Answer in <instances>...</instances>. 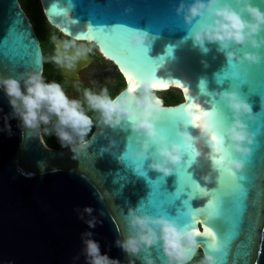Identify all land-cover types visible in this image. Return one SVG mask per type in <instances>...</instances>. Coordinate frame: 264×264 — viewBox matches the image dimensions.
<instances>
[{
  "label": "water",
  "instance_id": "water-1",
  "mask_svg": "<svg viewBox=\"0 0 264 264\" xmlns=\"http://www.w3.org/2000/svg\"><path fill=\"white\" fill-rule=\"evenodd\" d=\"M40 2L45 17L53 27L66 37H81L79 41L88 42L94 51H99L117 66L125 79V86L117 94L129 85L128 74L138 80L152 82L153 76L170 82L178 81L189 89L190 95L186 98L183 88L174 84L159 88L179 89L183 95V100L176 104H166L161 99L164 111L156 126L170 140L183 144L176 136L180 121L173 120L174 112L170 110L185 108L189 103L201 104L208 110L216 103L230 120V111L213 91L231 87L238 88L252 105L254 119L246 122L249 129L256 132V137L250 146V156L233 153L235 158L245 160V167L237 172V178H246L239 181L244 192L226 196L223 216L205 222L207 198L197 196L191 199L197 194L195 186L189 194L190 189L185 187V191L178 198L176 196L180 187L179 175L182 176L185 169L201 188L211 190L219 182V190L227 193L228 181L221 179L219 171L212 174L211 182L202 179L211 172V159L215 157V153L202 144L192 147L201 153L197 163L187 166L188 145H185L181 163L171 175L164 176L148 169L147 161L136 159L132 151L136 147L135 134L131 129L123 131L106 127L101 133L95 126L89 137L94 136V140L88 150L74 156L69 147L52 148L45 143L41 131L29 135L26 129L17 126L16 119H12L13 134L9 136L0 131V264H86L81 251V234L85 231L94 233L93 239L99 242L102 254L120 260L121 264H128L126 254L115 245V241L126 231L124 216L128 208L141 203L142 211L165 213L186 229L203 233L205 227H211L217 233V239L220 233L227 234L230 229L236 233L226 255L223 250L208 248L206 241L210 237L197 236L199 248L194 250L193 259L201 249L203 254L208 251L214 255L215 264H264V62L229 65L226 57L216 51L215 44L208 45L211 50L207 54L193 47L191 40H184L190 26L185 24L182 15L176 13L180 0H70L73 7L68 14L61 9L69 4V0ZM254 3L264 10V0H254ZM116 25L126 27L120 29L126 50L139 53L142 58H146L147 52L151 61L138 66L124 62L112 50L106 49L109 53L105 51L103 41L97 38L95 30L108 31ZM128 28L147 32L150 36L148 44L129 48L126 43ZM17 34L25 40L24 48L19 38L11 45L12 38ZM0 48L8 52V55L0 54V75H15L26 69L43 72L44 60L35 62L37 56H44L43 47L20 0H0ZM233 49L241 55L244 50L254 51L240 46H233ZM260 51L264 54V48ZM16 56L22 59L14 62ZM91 59L89 54L75 69H62L75 77ZM202 61H206L207 66ZM244 69H247L246 73ZM234 71L240 73L239 77L231 75ZM201 81L205 85L204 93L201 92ZM10 111L8 98L0 89V129L4 127L3 116ZM186 115L191 119V114ZM189 131L193 135L199 134V129L191 124ZM110 140H115L116 146L102 152L101 149L107 147ZM128 142L131 144L129 149ZM142 164L145 175L136 170ZM150 181L159 182V191L151 200L153 184ZM188 196L191 200L189 206H185ZM86 205L93 207V215L102 221L94 229H89L78 218L77 209L82 210ZM101 210L103 216L99 215ZM192 214L201 222L194 223ZM150 254L157 264H164L166 257L160 245L154 246ZM77 256L79 259H75ZM135 264H141V261L135 259Z\"/></svg>",
  "mask_w": 264,
  "mask_h": 264
},
{
  "label": "clouds",
  "instance_id": "clouds-1",
  "mask_svg": "<svg viewBox=\"0 0 264 264\" xmlns=\"http://www.w3.org/2000/svg\"><path fill=\"white\" fill-rule=\"evenodd\" d=\"M72 7L69 0V4L61 10L68 14ZM176 13L182 15L185 24L190 26L184 40H191L193 47L199 48L204 54L211 50L208 45L215 44L216 51L226 57L229 65L264 62V54L260 51L264 48V10L254 0H191L189 3L180 0ZM128 29L126 43L129 48L136 49L148 44L150 36L147 32ZM51 39L55 45L53 53L46 58L43 55L37 56L35 62L46 59L60 68L73 70L93 51L88 42H79L77 36L58 39L53 35ZM233 46L254 51L244 50L241 55ZM202 62L207 66L206 61ZM243 71L246 73L247 69ZM231 75L239 77L240 73L234 71ZM76 88L80 96L71 98L60 83L45 80L42 71L26 69L15 75H0V89L11 107V111L3 116L4 127L0 131L11 136L10 120L16 119L17 126L26 129L29 135L38 134L41 129L45 133H54L61 145L69 147L75 156L88 150L92 144L94 136L91 139L88 137L94 126H98L101 133L106 127L123 131L131 129L135 134L136 147L132 151L136 159L147 161L148 169L164 176L171 175L181 163L185 156V145L193 147L200 143L215 153L217 144L211 139L210 133L221 138L223 167L233 173L245 167V160L235 158L233 153L242 157L252 153L250 146L255 142L256 132L249 129L246 121L254 119L253 108L236 87L213 91L230 111V120L223 111L210 115L205 118L207 126L200 128L198 135H193L189 125L183 119L180 120L176 136L183 144L170 140L157 129V121L164 106L151 80H138L136 86L129 84L114 97L107 87L93 90L89 87L81 88L77 84ZM116 143L110 140L109 145L101 151L108 152ZM129 148L131 144L128 142ZM193 150L196 155L191 165L197 163V157L201 155L199 151ZM211 161V172L202 176L205 182H211L212 174L220 168L218 161ZM142 207L143 203L128 208L124 216L126 231L115 241V245L126 254L128 264H135V259H139L141 264H157L150 254L156 245H160L166 257L164 264H190L194 250L199 248L196 232L182 227L174 217L170 218L165 213H147L141 210ZM94 211L93 207L87 205L82 210L77 209L78 218L89 229L102 224L93 215ZM99 215L103 216L104 212L101 210ZM93 235L92 231L81 234V251L86 264H121L120 260L101 253L100 244L93 239ZM197 264H215V257L205 251Z\"/></svg>",
  "mask_w": 264,
  "mask_h": 264
},
{
  "label": "snow or ice",
  "instance_id": "snow-or-ice-1",
  "mask_svg": "<svg viewBox=\"0 0 264 264\" xmlns=\"http://www.w3.org/2000/svg\"><path fill=\"white\" fill-rule=\"evenodd\" d=\"M123 28H126V27L123 25H116L108 31H105L104 29H98V30H95V32L98 33L97 38L103 41L106 52L109 53V51L106 50V49H109V50H112L118 53L123 58L124 62L126 61L132 62L138 66L146 65L148 61H151V59L147 55V52H146V58H142L139 53H132L126 50V45L124 43V37L122 33L120 32V29H123ZM17 38H19L20 43L23 45V48H24L26 46L25 40L22 37H19L18 34L17 36H14L12 38L11 45L16 41ZM78 38H81V37H78ZM170 52H171V49H169V53ZM0 54L8 55V52L5 51L3 48H0ZM19 59H22V57L16 56L14 58V62L15 60H19ZM127 80L129 84L133 86H136V84L138 83V79L131 74L127 75ZM218 82H221V81L218 79ZM170 84H174L176 87H182L185 92L186 98L189 97L190 95L189 89L187 87H184V85L181 84L180 82L178 81L170 82V81L163 80V79H157V76H153L154 89L167 87ZM200 88H201V92L204 93L205 85L203 81H201ZM179 110H182V112ZM170 111L174 112V115H173L174 121H177V120L180 121L183 119L185 123H187L188 125L191 124L193 127L200 129V128L207 126V121L205 119L206 117L210 115H215L216 113L222 112L223 110L216 103H213L211 110L206 109L204 106L198 103H189L187 107L185 108H178V109H174ZM186 113L191 114V119L187 118ZM210 137L217 144V150L215 152L214 160L220 163V168L218 171L220 172L221 179H226L228 181L227 193L219 190V182H218V186L214 189L209 190L206 187L201 188V185L192 179L191 174L188 173L186 169L184 170V174L182 176L179 175L180 187L176 193V196L178 198L180 193L184 192L185 187H187L188 189H190V191L188 192L189 194L193 190V186H195L197 190V194L193 195L191 199L196 198L197 196H199L200 198H207V216H206L205 222L209 220H216L223 216L225 197L231 196L234 192H244L243 185L240 184L239 181H243L246 179L244 177L237 178V173H233L232 171L223 167L224 152H223L222 140L215 133H210ZM187 151H188V157H189L187 166L190 167L196 153L194 152L192 146H188ZM136 170L141 175H145L142 166L138 165L136 167ZM187 181H191V183H188ZM150 183L153 184V193L151 194V197L149 200H151L154 197L155 193L159 191V182L150 181ZM201 193L203 195H201ZM191 199H189V196H188V200L184 201L185 206H189V201ZM192 220L194 223L201 222L197 219V217L194 214H192ZM195 232L197 236L204 235V236L210 237L211 239L206 241L208 248L212 249L213 251L223 250L224 255H226L227 253V249L230 245L231 240L234 239L236 236V233L232 229H230L227 234L220 233L219 239H217V233L214 232L211 227H205L203 233H200L197 231ZM221 242L223 243L222 249H221Z\"/></svg>",
  "mask_w": 264,
  "mask_h": 264
},
{
  "label": "trees",
  "instance_id": "trees-1",
  "mask_svg": "<svg viewBox=\"0 0 264 264\" xmlns=\"http://www.w3.org/2000/svg\"><path fill=\"white\" fill-rule=\"evenodd\" d=\"M21 1V4H22V7L25 9V11L27 12V9L32 6L31 5V2L34 1L35 5L37 6V9H39L40 11V15L44 21V23H46L47 25L51 27H53L49 21L47 20V18L45 17V14L42 10V6H41V2L40 0H20ZM28 14V13H27ZM30 17V16H29ZM31 18V17H30ZM32 20V19H31ZM32 23L34 25V28H35V31L37 33V35L39 36V39L41 41V45L43 47V51H44V57H48L50 54H52V48H51V44H50V36H49V33H50V29L44 27V29H46L47 31H42L40 29V26L37 24V22H33L32 20ZM54 29H57L54 27ZM47 32V36L46 33ZM49 32V33H48ZM45 33V35L43 34ZM49 39V41L47 40V43L45 42L46 39ZM118 69V68H117ZM53 63L51 62H48L46 59L44 60V70H43V76L45 78V80L47 81H56L58 83H62V79L58 76H53ZM117 78L118 81H117V84L115 86V89L112 91V92H109L110 95H112L113 97L125 86V79L122 75V73L120 72V70L118 69L117 71ZM122 78V80L120 79ZM64 88V90L67 91L68 87L61 84ZM173 89V88H172ZM178 91V92H177ZM177 91H167V94L164 96V102L166 104H176L178 102H181L183 100V95H182V92L178 89ZM169 93V94H168ZM80 96V93H76L75 97L74 98H79ZM89 115H93L92 113H89ZM95 126L93 127L92 129V132L94 130ZM91 132V133H92ZM91 133H89V137L91 135ZM41 134H42V137L45 141V143L52 147V148H56V149H64V148H68L66 146H62L59 139L55 136L54 133L50 134V133H45L43 132V130L41 129ZM88 137V138H89ZM203 256V252L201 249H199L197 255L195 256V258L190 262V264H197V262L202 258Z\"/></svg>",
  "mask_w": 264,
  "mask_h": 264
},
{
  "label": "rangeland",
  "instance_id": "rangeland-1",
  "mask_svg": "<svg viewBox=\"0 0 264 264\" xmlns=\"http://www.w3.org/2000/svg\"><path fill=\"white\" fill-rule=\"evenodd\" d=\"M31 5L27 9L28 15L31 17L33 22H37V24L40 26V29L44 32L47 31L44 29V27L48 29L50 28L49 25L44 23L39 9H37V6L35 5L34 1L31 2ZM47 35V32H45ZM45 33H43L45 35ZM49 33V32H48ZM48 36V35H47ZM49 37V36H48ZM47 38L45 42L47 43ZM50 42V41H49ZM78 82L85 83L89 88H92L93 90H98L103 87H107L109 89V92H112L115 89V86L117 84V75L115 68L111 61L108 59H104V57L101 56V54L96 51L95 54L92 56L91 61L88 63V65L80 70L78 73ZM157 90V89H156ZM177 91L178 89H166V90H159L156 91V94L160 99H163V97L167 94V91ZM66 94L73 98L75 97V92L65 91ZM178 92V91H177ZM169 94V93H168Z\"/></svg>",
  "mask_w": 264,
  "mask_h": 264
},
{
  "label": "flooded vegetation",
  "instance_id": "flooded-vegetation-1",
  "mask_svg": "<svg viewBox=\"0 0 264 264\" xmlns=\"http://www.w3.org/2000/svg\"><path fill=\"white\" fill-rule=\"evenodd\" d=\"M52 29H50V33H49V36H50V44H51V48H52V52L54 51V42L52 41L51 37L53 35H55L57 38L59 37H62V38H69V37H66L64 36L58 29H54V27H51ZM39 37V36H38ZM41 42V41H40ZM79 42H82V41H79ZM97 51V50H96ZM96 51H92V53H90L92 56L95 54ZM99 52V51H98ZM100 53V52H99ZM101 54V53H100ZM102 57H104L102 54H101ZM104 59H106L104 57ZM110 61V60H109ZM112 62V61H111ZM114 68H115V71H116V75L118 76L117 74V66L112 62ZM88 65V64H87ZM87 65H85L84 67H82L80 70H82L83 68H85ZM53 76H58L62 79V83L63 85L67 86L68 89L67 91H70V92H75V93H79L77 91V88H76V85L79 84L81 88L83 87H88L85 83H81V82H78L77 79H78V73L80 72V70L77 72V76H70L68 74H66L62 68L56 66L54 63H53ZM119 79V78H118ZM122 80V78H120ZM118 81V80H117ZM66 91V90H65ZM76 95V94H75ZM162 98V96H160ZM74 98V97H73ZM163 100H164V97H163Z\"/></svg>",
  "mask_w": 264,
  "mask_h": 264
},
{
  "label": "bare ground",
  "instance_id": "bare-ground-1",
  "mask_svg": "<svg viewBox=\"0 0 264 264\" xmlns=\"http://www.w3.org/2000/svg\"><path fill=\"white\" fill-rule=\"evenodd\" d=\"M169 89H172V88H169ZM157 90H160V89H157ZM164 90H166V89H164Z\"/></svg>",
  "mask_w": 264,
  "mask_h": 264
}]
</instances>
